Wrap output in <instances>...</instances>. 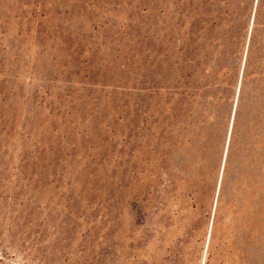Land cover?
I'll return each mask as SVG.
<instances>
[{
  "label": "rangeland",
  "instance_id": "obj_1",
  "mask_svg": "<svg viewBox=\"0 0 264 264\" xmlns=\"http://www.w3.org/2000/svg\"><path fill=\"white\" fill-rule=\"evenodd\" d=\"M185 1L0 0V264H264V146L249 138L225 179L227 143L171 194L146 151ZM240 7L236 98L259 0ZM254 40L245 93L264 106Z\"/></svg>",
  "mask_w": 264,
  "mask_h": 264
},
{
  "label": "trees",
  "instance_id": "obj_2",
  "mask_svg": "<svg viewBox=\"0 0 264 264\" xmlns=\"http://www.w3.org/2000/svg\"><path fill=\"white\" fill-rule=\"evenodd\" d=\"M243 2L199 0L193 9L195 2L186 0L181 6L177 23L180 38L175 62L176 76L169 77L170 66L165 58L161 119L157 134L154 131L156 122L150 115H147L144 124L148 157L160 150L163 158L169 162L168 168L159 174V185L165 187L164 192L167 194L175 193L174 186L178 178L188 179L193 188H198L201 182L199 171L205 165L206 158L217 153L220 148L221 153L224 152L227 143L225 179L236 154L241 152L249 138L253 141L252 147L264 146V106L255 105L258 100H251L245 93L248 80L258 75L254 70L249 71L248 66L252 63L254 31L264 28V21L260 19L264 0H259L255 12L237 98L233 89L237 84L235 60L245 30L246 9L242 12L240 7ZM215 32L220 36L214 37ZM219 49V56L214 55ZM156 138L158 144L155 147L153 141ZM152 163L149 160L151 177L155 170ZM187 171L191 174L189 177L186 176ZM194 193L191 192L189 196L193 197Z\"/></svg>",
  "mask_w": 264,
  "mask_h": 264
}]
</instances>
